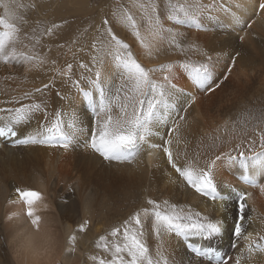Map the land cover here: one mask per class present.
<instances>
[{
  "label": "snow or ice",
  "instance_id": "obj_1",
  "mask_svg": "<svg viewBox=\"0 0 264 264\" xmlns=\"http://www.w3.org/2000/svg\"><path fill=\"white\" fill-rule=\"evenodd\" d=\"M0 7L4 11L0 15V62L21 65L25 71L39 70L50 63L51 70L62 78L67 88V91L55 92L59 99L55 108H51L49 95L55 88L54 78L34 89L44 99L35 100L33 92H25L9 101L13 106L0 108L3 140L0 147L9 141L12 147L43 146L65 152L82 147L109 164H135L142 154L155 150L166 158L167 165L187 188L205 202H211V212H201L189 204L146 198L145 204L119 226L99 236L95 247L103 255H90L93 264H196L197 260L200 264H242L245 259L252 261L257 253L264 254V232L254 234L248 230L255 219L248 214V201L253 193L238 189L224 178L227 169H238L240 175L236 182L258 189L264 195V127H261L264 112L259 117L253 114L215 129L216 134L209 136L210 148L233 140L236 143L203 163L199 159L201 153L188 158L186 153L177 150L182 143L181 127L186 123L188 109L197 100L196 93L207 95L220 88L241 55L239 51L234 55L227 51L213 56L195 42L185 45L181 39L192 30H219L226 37L235 34L242 43L253 25L264 20V0H251L247 11L239 15L223 0L207 3L203 0H128L127 5L116 0L112 12L115 23L135 38L145 55L152 57L167 48L181 54L194 50L204 59L186 58L146 68L130 44L114 31L112 22L105 18L90 45V64L78 62L82 70L79 78L73 72L72 63L64 68L55 67V60L49 61L35 50L41 43L40 38L54 35L59 24L41 28L38 36L33 29V35L28 37L34 40L32 49L21 51L17 48L18 43H23L18 22L27 21L19 9L25 6L15 0L11 3L0 0ZM180 80H185L186 86ZM78 104L87 105L88 111L83 113L88 117L87 127ZM182 156L181 165L178 161ZM158 158L148 163L149 166L158 168L159 164L154 163ZM168 175L171 179V173ZM15 194V199H8V205L22 203L24 216L38 228L41 216L36 206L43 200L42 193L16 187ZM251 212L255 213L256 209L253 207ZM16 215L11 211L6 218L12 220ZM88 227L89 220L83 219L78 223L77 232L69 235L66 259L76 251L77 233H84ZM150 239L156 242L154 250ZM222 240H229L237 253L221 251L216 242ZM170 241L182 245L176 255L169 254L166 244ZM241 242L243 248L238 247Z\"/></svg>",
  "mask_w": 264,
  "mask_h": 264
},
{
  "label": "bare ground",
  "instance_id": "obj_2",
  "mask_svg": "<svg viewBox=\"0 0 264 264\" xmlns=\"http://www.w3.org/2000/svg\"><path fill=\"white\" fill-rule=\"evenodd\" d=\"M203 2L207 3L208 0H203ZM223 2L226 4V6H230L232 8L234 14L239 15L240 13L247 11V6L251 3V0H223ZM115 24H113V26ZM116 26L115 28L117 29ZM212 27L215 28V20L212 22ZM60 29L62 30V28H59L58 30ZM180 30L186 31L184 28H181ZM65 31L67 30H64V32ZM58 32L59 31H57V33ZM57 33V36L61 35ZM67 33L68 32L64 34L65 37H67ZM118 33L120 32L118 31ZM256 33H258L259 36L264 39V20H258L257 23L253 25V28L249 30V35L246 36L244 42L242 43L238 42V37L235 34H230L228 37H226L219 30H192L187 32L185 39L187 43L195 42L201 49L206 50L208 54L213 56H217L227 51H231V54H235L236 51H239L241 55L237 58L236 68H234L228 80L232 83L230 85L233 87L241 88L243 87L242 84L246 83L247 85L250 83L252 77H254L256 81L258 80V84H264L262 80L263 78L259 76H264V66L260 64V66H258V64H255L254 62H252V64L251 62L250 64L245 63H249L247 57H249L251 61L252 58L255 61V58L261 55V59L258 58L260 59V61L258 60V63H264V51H260L261 55H258V53H253L259 48H253L254 41L251 39V35ZM22 34L20 35L22 36ZM27 34L28 33H26V35ZM38 35L39 34H37V36ZM57 36L52 38L55 39L56 37V39H59ZM128 36H131V34ZM54 39L53 41L56 42V39ZM128 39L130 40V38ZM27 41H29V39H27ZM64 41L66 40L63 39V41H61L62 44L59 41V44L65 46V43L63 44ZM50 42L52 41L50 40ZM28 43L31 44L30 42ZM78 43L76 46H78ZM51 44H53L54 47L55 43L52 42ZM56 44L58 43L56 42ZM136 44L139 45L137 42ZM263 44L264 42L262 41V46ZM22 46H20L18 43V50L26 51L27 48ZM56 46L57 45H55V47ZM131 46H133V44ZM137 48L141 49V52L139 51L140 53L136 54L134 51V54L140 63L146 68L155 67L159 64L169 61L186 59L185 57L181 58L179 54L178 56H175L177 55L175 50V55L169 54L163 56L165 55V51H163V53H158L152 57H149L145 55L144 50L141 47L137 46ZM67 51H72L71 46L67 47ZM45 52L52 60L53 58L55 59L56 55H58L57 53H59V50L56 51L55 49L50 48ZM77 52L78 51L75 53L77 54ZM249 52L250 54L253 53L255 55L251 54L250 57V55H247ZM243 55H247V57H243ZM254 56L256 57L254 58ZM186 57L187 59L194 61L195 59L196 61H202L204 59L200 52L197 51H192L190 56ZM55 61L57 62L55 67L64 68L66 67L67 63H71L70 55H60L59 59ZM52 67L53 66H51V69ZM51 69L46 71L42 76H38V79L36 80V76L31 78L32 81L29 80L30 82L25 84H29L33 87H42L44 84H46L45 82L54 78L55 88L49 93V95L51 96V108H55L59 103V99L56 97L55 92L58 90L67 91V88L64 87L62 78L56 75ZM36 71L32 70L31 72L32 74H36ZM25 72L28 71H25V68L21 65H5L3 62H0V80L6 75L19 76ZM73 72L75 73L76 78H79L81 70L73 69ZM8 78L10 77L8 76ZM11 79L14 80L13 78ZM254 79L252 81H255ZM179 82L185 86L187 84L185 80H180ZM225 85L228 84L226 83ZM225 85L223 83L220 88L215 90V92L209 93L207 95L204 93H196L197 100L186 113V123L181 127L182 143L177 148L179 152L186 153L188 158H195L196 153L199 152L201 153L199 158L200 162L203 163L206 158L212 157L219 152L227 151L236 143V140H233L230 144H221L220 147L215 149L209 147V136L215 135V129L222 128V126L225 125L224 115L220 114V107H222V103L217 104V102L220 101V90L222 89V91H226L225 94L227 93V90H223ZM17 87L12 86V88ZM251 88H253V86ZM230 94L228 95L230 96ZM238 94L239 92L236 94L237 97ZM242 95L240 97H242ZM237 97L234 99L240 101V98ZM12 98L14 97L8 99L5 97L2 85H0V108L13 106L9 103ZM44 98L45 97H41L40 94L33 95V99L35 100H41ZM223 98L224 97L221 99ZM225 100H227V98ZM230 101L231 99H229L228 102ZM22 102L26 103L28 101ZM233 102L235 101H232V103ZM232 103H230V106L236 105ZM77 108L81 111V118L85 120V126L87 127L88 117L83 115L84 112H87V105L78 104ZM94 119L95 118L93 116V123ZM224 138L227 139L226 136ZM2 142L3 140L0 138V143ZM5 147H0V251L1 245H4L9 255L11 264H13V260L8 247V233L3 226L2 218L5 214V211L9 213L16 207V205H8L7 203L8 199L16 198V187L28 188L40 191L42 193L43 200L36 206L38 209V214L43 218H47L50 221L52 227H54L63 236L66 248L68 247L67 240L69 235L77 232L78 223L83 219L89 220V227L85 230V232L77 233L76 251L69 257V260H73L75 264H83L85 262L86 254L90 252L95 238L102 232L103 229L119 226L118 224L122 223L128 214H132L145 204L146 198L150 197L158 201L168 199L171 202L189 204L191 207L201 212H211L212 210L211 202H205L204 198L200 197L192 189L187 188L184 182L179 178L178 174L175 173V171L171 169L169 165H167L166 158H164L162 154H160L157 161H154V163L159 164V167L156 168L149 166L146 159H143L142 157H140L139 161L135 164H109L103 161L98 155L92 153L90 150L85 151L82 147H77L75 150H70L67 152L63 150H54L43 146ZM146 155L147 153H144L143 157H146ZM178 163L181 165L184 163L183 156L178 161ZM229 171L236 172L237 174L234 173V175H232V173ZM168 173H171V179H174L175 183L171 182ZM239 175L240 172L238 169H227L224 172V178L233 182L238 189L251 191L253 193V198L248 201V214L253 215L255 219L250 223L248 230L253 231L254 234L255 231L264 232V195H261L258 189H252L246 185H243L242 183H237L236 181L238 180ZM21 205L23 206L22 203ZM44 205H47V207ZM253 207L256 209L255 213L251 212ZM121 209H123L122 213L120 212ZM124 214H127L126 217H124ZM119 215L120 218L118 217ZM229 223H231V221H229ZM149 243L154 250L156 243L155 240L150 239ZM216 243L219 247L223 245L222 251L233 255L237 253V249H232L230 247L229 240H222ZM243 246L244 245L242 242L238 245L239 248H243ZM166 247L169 248L170 255H176L177 252L182 248V245L176 241H170L168 244H166ZM0 264H4L1 258ZM196 264H200V261L197 260ZM242 264H264V254L257 253L255 254L252 261L245 259L242 261Z\"/></svg>",
  "mask_w": 264,
  "mask_h": 264
},
{
  "label": "rangeland",
  "instance_id": "obj_3",
  "mask_svg": "<svg viewBox=\"0 0 264 264\" xmlns=\"http://www.w3.org/2000/svg\"><path fill=\"white\" fill-rule=\"evenodd\" d=\"M6 2L11 3V0H6ZM82 2H84V3H82ZM121 2L124 3L125 5L128 4V0H121ZM15 3L25 6L24 8L19 9V14L21 16H23L25 21H27V23L18 22V25L21 29L20 34L23 33L22 34L23 37L20 35L23 43H19V45L22 46V44H23L22 47H24V44L28 45L29 44L28 42H30L31 44H29V45H31V46L28 45L26 51L31 50L32 44L34 43V40L27 41V39H28V37H30L31 34L33 35V29H36L35 34L37 35V34H39V31L41 28L49 27L53 23L59 24L60 28H62V30L57 29V30H55L56 33H57V31H59L57 34H59V35L61 34L64 36V34L66 32H68L66 35L67 37H65V36L63 37L61 35L57 36L55 32H54V35H52V36H49V37L43 36L40 38L42 43L39 44L40 46L37 45L35 50L36 51L40 50L38 52L41 55L45 56L49 61H51V58L47 56L45 51H47L50 48H53L56 51L59 50V53H57L58 55H56L55 59L53 58L52 60L59 59L60 55H64V54L70 55V62L73 64L74 70L75 69L81 70L78 67V62H85V63L90 64V54H91L90 45L93 42L94 36L98 35L97 29L102 24L103 19L107 18L111 22H113L112 26H113V24H115L114 23L115 21L113 20L114 18H112L113 16L111 13L113 12V8H114V5L116 3V0H81V1H79V0H15ZM32 4H35L36 7L35 8L29 7V5H32ZM3 14H4L3 8L0 7V15H3ZM65 21H66V23H65ZM116 25L117 24H115L113 26L114 30L117 31V29H118V31L120 32V33H118V31H117L116 32L117 35H120V37L122 39H124L127 43L130 44V46L133 44V46H131L132 50L134 49L133 52L135 51L136 54H139L141 52V49L137 48V46L140 47V45L136 44L135 38L132 36H128L130 33L126 29H124V31H123V28L121 26H119V25L116 26ZM115 26L117 27V29L115 28ZM64 30H67V31L64 32ZM26 33H28V34L26 35ZM71 33H73V34H71ZM54 36H57V38L59 37V39H56V37H55L56 42L58 44H56V42L53 41L54 38H52V37H54ZM127 36H128V38H130V40L127 38ZM258 36H259L258 33L251 35V39L254 41L253 42L254 43L253 48L257 49V47H259L258 50L255 49L256 51H254L253 53H258V55H261L260 51H264V48H263L264 44L262 46V41L264 42V39L262 37H260V36L258 37ZM73 37L76 39H74ZM23 38L25 41L23 40ZM63 39L66 41L63 42V44L65 43V46L63 45V48H62V47H60V45L62 44L61 41H63ZM258 39L260 42L258 41ZM50 40L55 43L54 47H53V44H51L52 42H50ZM76 40L78 42L80 41L79 42L80 44ZM59 41L61 42V44H59L60 43ZM129 41H131V42H129ZM181 42L183 44H188L185 38H182ZM238 42H239V40H238ZM77 43H78V46H76ZM55 45H57L56 47H58V45H59V47L56 48ZM69 46H71L72 51L68 52L67 47H69ZM78 47H79V49L81 48L84 50V51L82 50L83 53H82V51H80V52L78 51ZM59 48L60 49L62 48V49L60 50ZM74 51L75 52L78 51L79 55H78V52L76 54ZM163 51H165V55H163V56H166L169 54L175 55V53H177V55H175V56H178V54H179V56L181 58L182 57L187 58L186 56H190V53H192V51H194V50H189V51H187L188 53L186 52L183 54L175 52L174 50H169V49H164ZM163 51L160 53H163ZM73 53H75V55H74L75 57L73 56ZM253 53H251V54H253ZM186 54H188V55H186ZM251 54L249 52L247 55L248 56L250 55V57H251ZM247 55H243V57H247ZM253 55H255V54H253ZM253 55H252V57H253ZM80 57H81V59H80ZM255 57L256 56H254V58ZM260 57H262V55L255 58V61L253 60V58L251 61L249 59V57H247L249 63L248 62H245V63L250 64V62H251V64H252V62H254L255 64L257 63L258 66H260V65L264 66L263 62L258 63V60L260 61V59H261ZM258 58H260V59H258ZM195 61H196V59H195ZM51 66L52 65L49 63L47 66H44L43 68L39 69L38 71L34 70L37 72L36 74H38V75L32 74L31 71H28V72H25L19 76L18 75H6V76L2 77L0 80V85H2V89H3V92L5 93V97H7V99H8L11 97L20 96L25 92H34V89L38 88V87H33V86H31L29 84H25V83L32 81L31 78H33L35 76H36L35 80L38 79L37 77L38 76L40 77L43 74H45L46 71L51 69ZM8 76L10 78H8ZM259 76L263 78L262 80L264 83V76L263 75H259ZM11 78H13L14 80H12ZM253 79H254V77L251 78V82L248 83L247 85H246V83L242 84L243 87H241V88L233 87L232 85H230L232 83L229 80H227L228 82L227 81L224 82V85L226 83L228 84V85H225L223 88V90H227V93L225 94L226 91H222V89H221L220 90L221 93L219 94V98H220L219 100L220 101L217 102V104L222 103L221 104L222 107L224 106L223 108L220 107L221 105L219 106L221 108L220 114L224 115V124L227 122L229 125H231L233 122L242 121L247 116H250L253 114H255V116L259 117L261 112H264V84H258L259 83L258 80L256 81L254 79L255 81H252ZM45 83H49V81H47ZM12 86H16V87L18 86V87L12 88ZM252 86H253V88H251ZM226 88H229V89H226ZM5 89L6 90L8 89V90L6 91ZM237 89H238V91H237ZM236 92L237 93L239 92V94L241 93L240 95L238 94L240 101H238L237 99H234L237 97ZM34 94H36V93H33V95ZM228 94H230V96ZM220 95H221V97H220ZM241 95H242V97H240ZM227 96L229 97V99H231L230 102H228L229 99ZM222 97H224V98L221 99ZM225 97L227 98V100H225L226 99ZM232 101H235L236 103L235 102H233V103L236 105L230 106L231 105L230 103H232ZM223 102H224V104H223ZM225 106H227V107H225ZM221 110H222V112H221ZM87 111H88V109H87ZM225 115H227V116H225ZM227 117H229V118H227ZM253 123H255V121H253ZM248 127L250 129L251 124H249ZM261 127H264V125H261ZM251 135H252V133L249 131V137H251ZM3 147H5V148L12 147L11 142L9 141L7 143H4ZM221 148H223V147H221ZM229 172L232 173V175H234V173L237 174L236 172H231V171H229ZM120 212L122 213L123 209H121ZM126 215L127 214H124V217H126ZM129 215H131V214H128L126 219L129 217ZM118 217L120 218V215ZM120 224L121 223H119L118 225H120ZM112 228L113 227L107 228L108 230L103 229L102 232L95 238V240L92 244V247L90 249V252L86 254V259H85V262L83 264H93V262L89 260L90 255H93V254L103 255L102 250L97 249L95 247V243L98 240L99 236L105 235L106 233L110 232ZM222 247H223V245L219 247V249L221 251H222ZM0 258L3 260L4 264H11L9 255H8L7 250H6L4 245H1Z\"/></svg>",
  "mask_w": 264,
  "mask_h": 264
},
{
  "label": "clouds",
  "instance_id": "obj_4",
  "mask_svg": "<svg viewBox=\"0 0 264 264\" xmlns=\"http://www.w3.org/2000/svg\"><path fill=\"white\" fill-rule=\"evenodd\" d=\"M147 163L159 157L158 152L152 150L147 153ZM17 215L14 219L8 220L5 211L3 226L8 233V247L13 264H75L73 260L65 258L66 245L63 236L52 227L47 218L41 217L38 228L24 216V208L16 204L14 210Z\"/></svg>",
  "mask_w": 264,
  "mask_h": 264
}]
</instances>
